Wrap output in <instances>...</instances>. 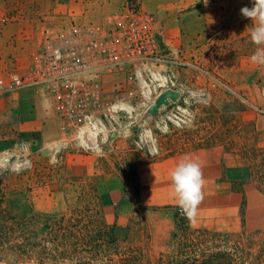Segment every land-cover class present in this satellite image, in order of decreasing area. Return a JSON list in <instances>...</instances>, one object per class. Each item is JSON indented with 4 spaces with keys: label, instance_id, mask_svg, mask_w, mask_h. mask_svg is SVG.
Returning a JSON list of instances; mask_svg holds the SVG:
<instances>
[{
    "label": "rangeland",
    "instance_id": "rangeland-1",
    "mask_svg": "<svg viewBox=\"0 0 264 264\" xmlns=\"http://www.w3.org/2000/svg\"><path fill=\"white\" fill-rule=\"evenodd\" d=\"M30 1L18 5L25 6L22 10L17 9L18 6L15 5L6 17L5 23L2 24L10 26L18 20L25 19L28 14L39 13L40 6L37 0ZM48 1L45 0V2ZM55 1L78 3L80 9H76V13L82 15L77 17L84 19V13H87L90 16H100L102 19L111 14L124 0ZM134 1L154 16H157L158 10L164 11L173 5L177 8H188L181 14L182 16H198L199 21L194 23L191 31L198 32L200 37L189 35L188 24L193 20H187L183 32L182 56H177L176 59L172 57L173 55L167 56L161 69L152 68L153 81L161 78L159 81L161 86L155 87V90L145 95L141 93L137 83H128L130 102L135 106V113L131 118L116 120L115 130L110 131L109 128L96 137L97 141L91 144L93 147L89 151L92 150L91 152L97 155L98 162L95 169L96 172H100L92 177H68L64 170L67 152H83L81 148L84 144L80 134H75V137L71 138L73 135L68 137L69 132H65L64 135L71 138V141L61 143L63 145L56 143L41 146L40 144L43 143L40 142L39 145L34 146V143L14 130L12 123H0V202L3 203V208L18 211L21 215L68 213L75 204H85L89 198L85 196L78 200V190L68 186L70 179H82L81 184L92 187L99 198L100 191L121 185L120 178L132 181L135 168L142 158L212 144L239 149L248 155L253 162L255 179L264 190V149L256 147L260 136L251 124L243 123L240 117L241 112L250 110L264 114V81L261 82L260 78L257 85L235 84L233 83L234 71L228 67H221L226 57L224 48L234 47L240 38L235 36V22L230 19L220 21L219 17L235 16V7L242 16L241 8L252 7L253 0H239L236 3L234 0H229L225 6L222 0ZM198 1L200 5L191 6ZM15 2L21 1L14 0L11 6ZM27 18L30 17L27 16ZM88 19H84L83 22L94 21ZM97 20L99 19L94 22ZM38 23L41 28L48 25L47 20L40 19ZM51 24L50 26H53ZM208 27L214 32L226 29V34L221 33L210 38L206 35ZM14 38L15 36L11 37L9 43L14 44L16 42ZM20 39H25V36L21 34ZM219 60L221 63L218 62ZM159 71L160 77L157 75ZM0 73L4 74L1 70ZM173 74L176 77H173ZM125 78L128 79V76ZM227 79L231 81L227 82ZM167 89L176 90L179 98L167 106H161L156 116H150L148 108L157 96ZM5 96L0 94L1 108L2 98ZM1 108L0 121L3 120ZM90 138L93 141L95 136L92 135ZM147 239L144 226H140V222L135 221L128 236L123 240H117L119 249L114 252L115 255L111 257L113 250L107 251L104 255L107 260L112 259L115 262L118 260L116 254L121 253L137 256L141 260L140 264H174L178 262V259H174L177 256L179 260L200 259L208 256L218 258L222 253H230L236 248L254 253L264 246V231L255 235L244 232L218 235L184 230L180 250L173 256L174 258H162L151 254ZM0 264L3 263L0 262Z\"/></svg>",
    "mask_w": 264,
    "mask_h": 264
},
{
    "label": "crops",
    "instance_id": "crops-1",
    "mask_svg": "<svg viewBox=\"0 0 264 264\" xmlns=\"http://www.w3.org/2000/svg\"><path fill=\"white\" fill-rule=\"evenodd\" d=\"M20 1L11 6L14 0H0V26H2L0 28V70L3 73L19 72L28 65L30 57L37 48L41 29L38 23L40 19L47 20L48 25L52 21L55 24L51 25L59 27L68 21L71 17L69 15H82L76 13V9L80 8L74 1L58 3L55 0L48 2L37 0L40 6L39 13L28 14L29 19L26 16L25 19L18 20L10 26L2 24L5 23L6 17L15 5L18 6L29 0ZM228 1L222 0V4L225 6ZM234 1L236 3L239 0ZM198 5L200 1L192 3L191 6ZM24 8V5L17 7L21 10ZM186 9L188 8H177L173 5L164 11L158 10L155 16L162 25L164 47L175 59L183 53L181 47L187 20H193L188 24L189 35L200 37L198 32L191 31L199 18L198 16H182L181 12ZM84 14V19L100 20V16ZM81 18L76 16L77 20L83 22L84 19ZM227 19L235 22V36L240 40L236 41L234 47L224 48L226 57L221 67H228L234 71L233 83L235 84L257 85L260 78L263 82L264 65L254 63L251 59L258 47H264V45H255L251 40L250 33L254 22L240 16L236 7L235 16L219 17L220 21ZM207 30L206 35L210 38L217 34H226V29L214 32L208 27ZM21 34L25 36V39H20ZM13 36L16 40L14 44L9 43ZM218 62L221 63L220 60ZM172 76L174 77L175 74ZM230 81L231 79H227V82ZM110 88V83L104 85L105 91H110ZM4 95L6 96L2 98L3 106L0 107L3 120L0 123H12L14 130L34 143V146L39 145L40 142L43 143L40 144L41 146L56 143L63 145L61 143H68L75 137L74 132L63 129L53 116L41 88H25ZM240 117L243 123L251 124L255 132L259 134L260 138L257 140L256 147L264 149V114L250 110L241 112ZM65 132H69L68 137L71 134L73 136L68 138L64 135ZM91 151L65 154L64 170L68 177L86 178L100 173L95 169L98 157ZM186 158L201 165L204 179L203 199L194 220L188 217L178 218L175 212L178 201L170 179L171 171ZM252 165L253 162L248 155L239 149L228 148L221 144L142 158L135 168L132 181L120 178L121 185L99 192L102 221L112 227L113 235L117 240L125 239L133 229L134 222L139 221L147 234L149 252L162 258L173 257L180 250L184 230L218 235L242 232L250 235L259 234L264 231V190L255 179Z\"/></svg>",
    "mask_w": 264,
    "mask_h": 264
},
{
    "label": "built area",
    "instance_id": "built-area-1",
    "mask_svg": "<svg viewBox=\"0 0 264 264\" xmlns=\"http://www.w3.org/2000/svg\"><path fill=\"white\" fill-rule=\"evenodd\" d=\"M69 16L62 26L40 29L25 69L0 73V94L41 88L61 127L80 134L81 149L89 151L94 143L90 136L97 141L109 128L115 130L116 120L135 113L128 83H137L145 95L160 87L152 68L161 69L170 54L161 23L134 0H124L97 22ZM108 83L111 90L105 91ZM175 212L179 219L187 217L179 207Z\"/></svg>",
    "mask_w": 264,
    "mask_h": 264
},
{
    "label": "trees",
    "instance_id": "trees-1",
    "mask_svg": "<svg viewBox=\"0 0 264 264\" xmlns=\"http://www.w3.org/2000/svg\"><path fill=\"white\" fill-rule=\"evenodd\" d=\"M70 179L68 186L78 190L77 199L89 196L85 204L68 213H30L3 208L0 202V262L3 264H140L131 254L118 253L117 262L104 253L119 249L112 227L101 218L95 190ZM92 209H94L92 211ZM174 258V257H173ZM174 264H264V246L257 252L235 249L220 257L183 259ZM12 262V263H11Z\"/></svg>",
    "mask_w": 264,
    "mask_h": 264
},
{
    "label": "clouds",
    "instance_id": "clouds-1",
    "mask_svg": "<svg viewBox=\"0 0 264 264\" xmlns=\"http://www.w3.org/2000/svg\"><path fill=\"white\" fill-rule=\"evenodd\" d=\"M241 14L254 22L250 33L255 45H264V0H253L252 7H242ZM254 63L264 65V47H258L251 57ZM173 190L182 214L194 220L203 199L204 179L201 165L186 158L170 173Z\"/></svg>",
    "mask_w": 264,
    "mask_h": 264
},
{
    "label": "water",
    "instance_id": "water-1",
    "mask_svg": "<svg viewBox=\"0 0 264 264\" xmlns=\"http://www.w3.org/2000/svg\"><path fill=\"white\" fill-rule=\"evenodd\" d=\"M179 98V93L176 90L167 89L161 92L154 103L148 108L150 116H156L158 109L161 106H167L170 102H175Z\"/></svg>",
    "mask_w": 264,
    "mask_h": 264
},
{
    "label": "bare ground",
    "instance_id": "bare-ground-1",
    "mask_svg": "<svg viewBox=\"0 0 264 264\" xmlns=\"http://www.w3.org/2000/svg\"><path fill=\"white\" fill-rule=\"evenodd\" d=\"M93 142H95V140H93Z\"/></svg>",
    "mask_w": 264,
    "mask_h": 264
}]
</instances>
